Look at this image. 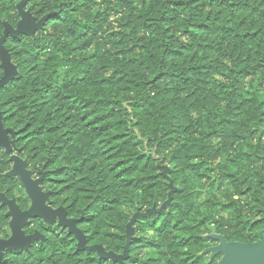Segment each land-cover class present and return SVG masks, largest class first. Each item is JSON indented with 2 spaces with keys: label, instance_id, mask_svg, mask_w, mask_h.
<instances>
[{
  "label": "trees",
  "instance_id": "1",
  "mask_svg": "<svg viewBox=\"0 0 264 264\" xmlns=\"http://www.w3.org/2000/svg\"><path fill=\"white\" fill-rule=\"evenodd\" d=\"M16 3L0 0V35L5 21H17ZM25 9L36 21L49 16L34 35L4 41L17 74L0 88L3 124L16 132V150L29 167L43 172L52 204L64 206L68 217L82 214L77 225L87 242L121 253L132 216L123 205L158 208L169 182L170 202L135 220L123 264H187L180 247H192L197 263L211 241L198 229L207 223L227 241L259 240L264 0H28ZM79 82L86 94L68 92ZM101 133L119 141L112 153L127 163L128 180L110 182L95 158L93 137ZM8 168L0 153V190L14 179L3 176ZM211 173L224 185L214 190L211 182L207 195L218 197L216 212L226 219H214L215 204L206 198L207 210L190 225ZM61 174L81 183L85 202L77 190L68 203L57 202ZM127 185L136 188L131 204L120 192ZM147 229L156 238L143 235ZM61 247L68 248L58 242L57 264H116Z\"/></svg>",
  "mask_w": 264,
  "mask_h": 264
},
{
  "label": "water",
  "instance_id": "2",
  "mask_svg": "<svg viewBox=\"0 0 264 264\" xmlns=\"http://www.w3.org/2000/svg\"><path fill=\"white\" fill-rule=\"evenodd\" d=\"M28 0H19L16 3V11L18 20L15 25H11L4 22V28L0 35V68L2 70V76L0 77V88L4 86L9 80L13 79L17 74L16 66L11 62L10 55L7 49L4 47V41L8 36L14 37L19 34L32 36L35 32H39L43 26L44 20L49 14L44 15L39 20H35V17L29 9H25V4ZM4 116L0 110V147L4 148L7 153L11 152V144L13 140L9 138V135L13 138L15 132L11 128L3 127ZM13 161L12 169L8 172V175H15L21 181L28 198L31 203L30 206L20 211L15 205L13 200L5 201L8 206L7 215L11 216L9 222V228L11 235L7 239H0V264L5 263L3 259V251L5 250H18L22 248L23 242L27 247L32 239L33 235H24L22 227L26 224L29 218L40 217L46 223L57 221V224L62 227H67V232L73 234L77 240V251H85L86 253L95 252L99 258L110 259L116 264H123L129 256L128 247L133 237V224L137 218L147 217L151 213L158 212L164 206H166L171 200V194L174 190L171 182H169L170 191L168 192V198L158 208L153 205L151 208H147L143 211L137 210L134 212L126 224L125 236L126 242L121 253H115L110 250H106L101 244L87 245L85 234L76 223L80 218H69L66 216V210L63 206L56 208L51 207L49 202V191H43L40 187V183L43 175L33 179L29 170L26 169V162L15 154L10 157ZM209 237L216 241V244L208 247L205 251L210 253V256L220 253L221 257L217 264H264V232L259 233V240L255 242H238L227 241L223 235L212 233Z\"/></svg>",
  "mask_w": 264,
  "mask_h": 264
},
{
  "label": "rangeland",
  "instance_id": "3",
  "mask_svg": "<svg viewBox=\"0 0 264 264\" xmlns=\"http://www.w3.org/2000/svg\"><path fill=\"white\" fill-rule=\"evenodd\" d=\"M15 1L18 2L19 0H15ZM91 6L96 8V5L95 6L91 5ZM15 9H16V4H15ZM108 22H111L114 25V17L111 16L108 19ZM35 33H37V32H35ZM25 36H27V35H25ZM44 54L45 53H43V52L40 53L41 56H43ZM214 76H216V75H214ZM217 78L220 79L219 77H217ZM76 91H80L82 94H86V92L88 91V87L85 84H81L79 82V83L73 85L69 89L68 92H70L71 94H74ZM108 139H109V135L106 134V133H101V135H96L95 137H93V140H94L93 152L95 154V158L100 163H101V159L103 160L102 163H103V165L106 168L107 176L110 179V182L119 183L121 181V178H122V180H125V179L128 180L129 175L126 174V171H127V168H128L127 167V163L126 164L119 163L118 161L120 160V157H118V155L112 153L113 152V146L115 144H119V141L113 140V141L108 142L107 141ZM129 148L132 150L131 146H129ZM133 149L137 150V149H139V146L138 145H133ZM133 151H135V150H133ZM125 153L129 154V152H127V151ZM121 154H122V152L121 153L119 152V156ZM25 160L27 161L26 158H25ZM32 169H33L35 175L37 176L39 167L38 166H33ZM121 170H124V172L122 174H120L122 172ZM40 176H41V174H40ZM210 176L211 177L209 179H204V181L202 182V186H201L202 190H201V193H200V197H199L198 200L194 201V203L196 205L194 206V210H192V213H191V221L189 223L190 225H195L199 221V219L201 218V215L199 213H197V212H202L203 213L204 211L207 210V205L203 204V201L206 198H208V199L211 198V200L215 204L214 205L215 207L213 208V211L215 212L214 213V219L216 221H218V222L220 221V217L226 219V213L225 212L224 213H217L216 212V210H218V208H220L219 205L217 203H215L216 199H218V197H214L212 195H210V196L207 195L208 186L210 185L211 182H213V189L217 190V187H219L221 184L224 185V181L220 182L219 180L214 179L215 176H214L213 173H211ZM58 178H60L62 181L56 185V188L58 190L63 188V189H61V194L58 196V200H57L58 203L62 204L61 202L63 200L65 201V203H68L70 201L71 197H72V194H73L74 190H77L78 197H79L80 201L85 202V200L82 197L84 195H86L87 192H86L85 189H83L81 187V183H78L75 178H73L72 176H68L66 174H61ZM212 180H214V181H212ZM69 184H70L69 187H65V186H68ZM135 191H136V188H134L131 185H129V186L127 185V187H125V190L120 188L121 195H122V197L126 198L125 202L128 203V204H131V202H132L131 198L135 200V198H136ZM125 193H127L126 196L124 195ZM123 206H124L125 210L128 211L129 214H133L134 212H136V210L132 211L131 208L129 207V205H127V204H124ZM152 206H148V204H147V206L144 205V207H142V211L147 209V208H151ZM81 213H82V210H81ZM80 217H83L82 214L79 216V218ZM216 224H218V223H216ZM198 229L200 231H202L203 235L207 236L209 238V240H211V241H207V242H209V246L208 247H211V246L216 244V241L209 237V235L212 234V233L220 234V233L215 231V229H216V225L215 224L207 223L206 225H202L201 227H198ZM186 231L187 230H184V232H186ZM142 234L145 235V236L151 237V239L156 238V232L153 229H147ZM69 248L70 249H68V248L65 249L64 248V250H67V249L71 250L72 248L75 249V245L73 244ZM207 248H205L203 250V252H204L203 258L199 262L193 263V264H207V263H209V264H217L218 260L221 257V254L218 253V254H215L214 256H210V253L205 251ZM192 249H193L192 247H186V248L185 247H180L179 248L180 258L185 259L184 262L187 263V264H192L191 261L192 260L194 261V259L196 258V256L193 257V255H192L193 254ZM82 253L84 255L85 254L89 255L91 257V259L93 260V262L96 263V258H98V257H96L97 256L96 254L91 253V252L89 254H87L85 252H82ZM134 254H136V253H134Z\"/></svg>",
  "mask_w": 264,
  "mask_h": 264
},
{
  "label": "flooded vegetation",
  "instance_id": "4",
  "mask_svg": "<svg viewBox=\"0 0 264 264\" xmlns=\"http://www.w3.org/2000/svg\"><path fill=\"white\" fill-rule=\"evenodd\" d=\"M3 127L8 128L5 127L4 124ZM16 136H17L16 132L13 138L9 135V138L13 140V143L11 144L10 153H7L4 148L0 147V153L5 154L7 156V160L9 161V168L7 171L3 173V176L14 178L12 180L9 179L6 183H4L2 185V190H0V239H7L11 235V230L9 228V222L11 216L7 215L8 206L5 203V201L13 200L15 205L18 207L20 211L26 210L31 203L18 177L15 175H8V172L12 169V165H13V161H11L10 159L12 154H15L18 157H20L22 160H25V157L21 155V152L19 153L16 150L17 148L15 145ZM25 162H26V169L30 171L32 178L35 179L39 177L40 175L36 176L35 173H33L32 169L29 167L26 160ZM42 174L43 172H41V175ZM42 180L40 183L41 189L43 191H49L50 193L48 204L53 208L58 207L52 204L51 202L52 191L43 188ZM66 216H67V212H66ZM78 222L76 223V225L78 224ZM77 227L79 228L78 225ZM22 230L24 232V235H28V236L33 235L35 236V238L32 239V241L27 247H25V242H23L22 248L18 250L3 251V259H5L4 264H57L54 255L57 253L58 250V242L61 243L62 245H66V247L68 248L74 244L75 250L77 251L76 248L77 240L75 239L74 235L67 232V227L64 228L62 226H59L57 224V221L46 223L40 217L29 218L26 221V224L22 227ZM86 243L87 245L94 244V243H89L87 241ZM60 251L63 252L66 250H64V247H61ZM77 252H85V251H77ZM91 253L96 254L95 252H91Z\"/></svg>",
  "mask_w": 264,
  "mask_h": 264
}]
</instances>
